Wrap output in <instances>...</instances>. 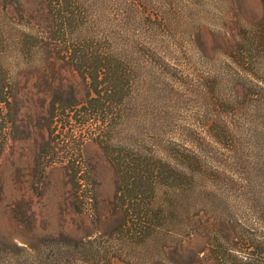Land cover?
I'll list each match as a JSON object with an SVG mask.
<instances>
[{
	"label": "rangeland",
	"instance_id": "1",
	"mask_svg": "<svg viewBox=\"0 0 264 264\" xmlns=\"http://www.w3.org/2000/svg\"><path fill=\"white\" fill-rule=\"evenodd\" d=\"M24 1L30 10L40 4ZM97 1L98 31L117 34L140 65L147 61L127 106L133 145L168 153L185 173L179 229L185 235L194 228L193 251L209 263L211 228L203 227L211 215L252 228L264 217L253 206L264 201V0ZM16 22L1 9L0 36H9ZM20 63L14 56L5 60V85L19 81L40 93L73 82L67 70L46 79ZM76 81L82 100L85 86ZM46 107L42 100L22 102L10 116L0 107V238L8 242L18 235L6 219L12 199H32L37 223L28 241L45 256L49 238L62 233L82 239L103 230L99 207L114 196L116 181L113 158L94 140L85 141V133L66 134L69 125L58 120L57 130H66L48 138ZM47 140L52 150L45 159ZM54 161V168L44 169ZM72 165L88 166L83 180L73 179ZM187 253L189 258L190 248Z\"/></svg>",
	"mask_w": 264,
	"mask_h": 264
},
{
	"label": "trees",
	"instance_id": "2",
	"mask_svg": "<svg viewBox=\"0 0 264 264\" xmlns=\"http://www.w3.org/2000/svg\"><path fill=\"white\" fill-rule=\"evenodd\" d=\"M39 1L30 10L24 0H0V13L2 9L4 17L19 21L8 28L10 38L0 36V69L14 56L31 74L48 79L67 70L73 82L37 93L27 85L21 87L19 81L7 86L0 79V107L10 116L22 102L46 101L45 112L52 122L45 131L48 138L64 133L66 128L57 130L60 120L61 126L69 125L66 134L83 132L85 141L94 140L107 150L113 158L115 194L99 207L98 224L103 230L82 239L62 233L49 238L46 256L28 241L37 223L34 201L12 199L6 219L18 235L8 242L0 238V264H264V217L252 228L228 215H211V223L203 227L211 228V262L205 263L193 251L194 228L185 235L179 229L180 181L185 173L168 153L156 149L148 153L134 146L126 122L137 72L147 61L140 65L117 34L98 31L97 0ZM77 79L85 86L82 100L75 91ZM109 111L111 119H107ZM111 133L119 139L112 141ZM43 149L45 159L49 158V140ZM55 165L54 161L44 169ZM70 169L73 179L80 181L89 168L72 165ZM213 186L211 180V191ZM253 206L264 211V201ZM189 248L192 257L186 258Z\"/></svg>",
	"mask_w": 264,
	"mask_h": 264
}]
</instances>
